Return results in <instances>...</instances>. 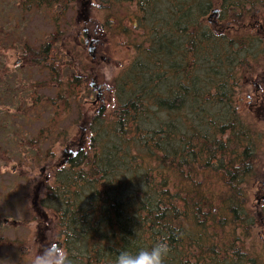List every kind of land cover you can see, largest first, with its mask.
<instances>
[{
  "label": "trees",
  "instance_id": "16d2710c",
  "mask_svg": "<svg viewBox=\"0 0 264 264\" xmlns=\"http://www.w3.org/2000/svg\"><path fill=\"white\" fill-rule=\"evenodd\" d=\"M4 1L0 14L10 4ZM79 3L88 1L12 0L20 18L40 8H58L55 19L74 16L69 28L57 25L37 47L21 40L17 63L0 69L1 80L8 66L48 72V80L31 88L53 96L32 94L22 114L38 103L47 113V131L32 135L31 144L63 138L61 118L74 105L90 134L87 147L31 191L39 248L57 243L73 264H114L121 250L134 253L166 240L165 264H264V203L252 209L249 193L254 186L256 199L264 186V128L255 123L264 126V77H247L264 67V36L256 32L264 0H108L105 8L122 14L116 25L124 42L140 39L131 47L136 56L118 69L107 63L114 53L92 57L80 40L90 11ZM212 9L218 20H252L255 33L220 34L202 19ZM59 48L65 60L58 59ZM91 80L104 86L83 112L78 93L89 92ZM257 89L253 117L244 110ZM97 94L104 101L99 111L91 104ZM3 247L16 243L0 237Z\"/></svg>",
  "mask_w": 264,
  "mask_h": 264
},
{
  "label": "rangeland",
  "instance_id": "374dc122",
  "mask_svg": "<svg viewBox=\"0 0 264 264\" xmlns=\"http://www.w3.org/2000/svg\"><path fill=\"white\" fill-rule=\"evenodd\" d=\"M107 1L93 0L94 4L89 7L90 15L88 18L96 23L99 22L100 25L98 26L106 32L103 39L108 42L109 52L116 53L112 58V65L115 66V69H118L136 56L131 47L133 42L138 44L140 39L124 42L126 35L120 34L115 28L116 20L123 19L122 14L121 12H116L113 7L105 8ZM0 2L2 3L3 0H0ZM6 4L9 5L7 6ZM70 4L73 5L74 3L71 2ZM3 5L7 7L0 14V69L5 64L8 65V62L17 63L19 59L16 58V54H21V49L18 46L21 40L37 47L50 39L51 32L57 25L60 28L62 26L69 28L70 19L74 16V11H70L55 19L51 17V14L56 13L58 8H53L49 12H45L40 8L24 12V16L20 18L19 10L14 8L12 0H5ZM206 16L202 17L203 21ZM210 20L216 21V18H211ZM218 21L219 23H227L224 21H229L228 27H218V32L231 38L237 33L235 29L242 25L243 20L238 21L229 16ZM205 23L213 26L211 21ZM15 24L16 27H13ZM248 32L253 33V30L250 29ZM127 47H130V50ZM55 51L58 59H66L61 48L55 49ZM42 67L25 70V68L8 66L7 77L12 83L13 92L9 93V96L6 91L2 94L0 93V217L20 222L17 226L11 227L3 225V219L0 220V237L16 243V248L3 247L0 249V264H29V254L35 253L39 249L41 250V247L39 248L41 243L34 240L36 223L33 220L34 213L30 201L31 191L33 186L37 184L38 177L41 174L43 177H51L54 171L58 169L62 151L67 146L76 147L75 143L78 142L76 138L79 137L78 128L82 125L81 120L83 117L79 116L77 113L78 107L74 105L70 108L69 113L61 118L60 134L58 135L60 137L63 131L65 133L63 138L51 145L48 142L41 143L39 146L31 144L35 140H30L32 135L38 134L40 130L47 131L44 124L47 113L43 114L40 110H35L27 116L22 114L25 109H28L26 106L30 105L32 94H34L35 99L40 100L53 96L49 89L31 88L48 80V72L41 69ZM261 73L264 74V67L251 70L247 77ZM107 74L112 77L113 71L107 72ZM22 85H25L28 89L25 94ZM90 91L78 93L83 112L91 109L88 104L94 100V95L92 94L93 91ZM249 95H251V99L248 100L251 104L249 109L244 111L246 114L255 117L257 96L250 92ZM107 108L108 105H106ZM255 123L262 125L264 128L261 122L256 121ZM83 129L85 137L83 138L81 135L80 141L87 147L90 134L86 128ZM47 149L49 152L46 155L45 151ZM43 166L47 168L41 173L40 169ZM259 166L260 170L264 171V156ZM13 187H17V189L15 190ZM255 192L256 188L252 186L249 190L250 198L252 199L250 202L252 209H255L257 202L254 198ZM24 195L27 196L26 201L22 198ZM262 234L264 238V229Z\"/></svg>",
  "mask_w": 264,
  "mask_h": 264
},
{
  "label": "flooded vegetation",
  "instance_id": "af4514ba",
  "mask_svg": "<svg viewBox=\"0 0 264 264\" xmlns=\"http://www.w3.org/2000/svg\"><path fill=\"white\" fill-rule=\"evenodd\" d=\"M87 1H88V4L87 5H90L91 0H87ZM83 5H85V3H82V4L79 3V6L80 7H82ZM87 5H85V8L86 9L89 8ZM89 20H91V19H89L87 17L83 21V23H86V25H85L86 27L83 29V33L79 34V37L81 38L80 40H84L85 41V44L87 45V50H88V53L90 54V56L94 57L95 54L96 55L99 54V55H102V56H106L108 53H110L109 50H108L109 49L108 48V42L105 39H103V36L106 35V32L103 31L101 27H99L98 25H96L94 23V21H92L91 23H87V22H89ZM211 22L213 23L214 26H216L218 20L217 21H212L211 20ZM226 22L227 23H220V25L222 26V28H227L228 27V24H230L228 21H226ZM259 27L261 28V31L264 32V28L261 25ZM115 28L117 29L118 32H120V34H122L124 36L126 35V33H122V29L123 28L120 27L119 25H116ZM241 28L243 30L246 29L247 31H250L249 26H243L242 27V25H240L239 27H237V30L238 31H241ZM263 36H264V34H263ZM127 49L130 50V47H127ZM115 54L116 53L114 52V56H115ZM114 56H112V58ZM112 58L111 59L110 58L108 59V62H107L108 65L111 64ZM253 77L255 79H257V77L258 78H263L264 77V74L263 73H261V74H255ZM89 85L92 86L95 89V91H99L100 93H101V90H102V86H104V85H100V84H95V81L94 80H91L90 83H89ZM4 91H6L8 93V96H9V93H12L13 92L12 83H11L9 77H3L2 80L0 79V93L2 94ZM258 93H259V90L258 89L255 90V91H253V95H256L257 96ZM247 97H249V95ZM103 103H104V101H101L100 100V94H99L98 102H95L94 104L91 103V104H92V106L98 105L96 107V110L99 111L102 108V104ZM76 139H77L78 142H80V144L78 145V142H77V143H75V146L76 147L81 146L82 145L81 144L82 142L80 141V138H76ZM70 146H72V145H70ZM76 147H73L72 146V148H76ZM80 151H82V150L77 149L74 154L73 153H62V156H61V159H60L59 163L62 164V167L66 166L69 163V161L71 159H73L74 157H76L77 154ZM46 168L47 167H43L41 169V173H43L46 170ZM45 180H47V176L46 177H43V175L41 174L40 177L37 180V185L36 186L34 185L35 186V189L43 186ZM13 189L16 190L15 187H13Z\"/></svg>",
  "mask_w": 264,
  "mask_h": 264
},
{
  "label": "clouds",
  "instance_id": "9594fccd",
  "mask_svg": "<svg viewBox=\"0 0 264 264\" xmlns=\"http://www.w3.org/2000/svg\"><path fill=\"white\" fill-rule=\"evenodd\" d=\"M170 252L166 240H161L151 247L141 248L136 252L121 250L114 264H165ZM29 264H73L66 248L57 243H50L35 253L29 254Z\"/></svg>",
  "mask_w": 264,
  "mask_h": 264
},
{
  "label": "water",
  "instance_id": "95a60500",
  "mask_svg": "<svg viewBox=\"0 0 264 264\" xmlns=\"http://www.w3.org/2000/svg\"><path fill=\"white\" fill-rule=\"evenodd\" d=\"M216 13H217V10H213V11H212V15H213V16H214ZM263 200H264V197H263Z\"/></svg>",
  "mask_w": 264,
  "mask_h": 264
},
{
  "label": "bare ground",
  "instance_id": "6f19581e",
  "mask_svg": "<svg viewBox=\"0 0 264 264\" xmlns=\"http://www.w3.org/2000/svg\"><path fill=\"white\" fill-rule=\"evenodd\" d=\"M223 9V8H222ZM250 16V15H249ZM255 20V19H254ZM242 21V20H241ZM254 32V31H253ZM241 45V44H240ZM251 59V58H250ZM1 73V72H0Z\"/></svg>",
  "mask_w": 264,
  "mask_h": 264
}]
</instances>
